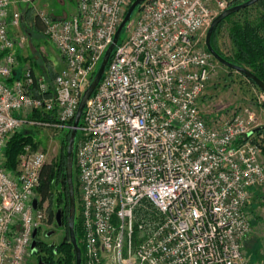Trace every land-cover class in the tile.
<instances>
[{"label": "built area", "instance_id": "2783aa9c", "mask_svg": "<svg viewBox=\"0 0 264 264\" xmlns=\"http://www.w3.org/2000/svg\"><path fill=\"white\" fill-rule=\"evenodd\" d=\"M27 1L0 0V264H26L32 253L47 162L25 147L7 170L6 139L25 124L70 131L131 2L77 0L68 17L37 14L62 62L48 79L14 51L15 5ZM225 8L224 0H145L126 24L76 128L81 264H255L244 241L250 191L264 183L261 135L251 114L217 110L206 120L200 109L213 66L200 35Z\"/></svg>", "mask_w": 264, "mask_h": 264}, {"label": "rangeland", "instance_id": "374dc122", "mask_svg": "<svg viewBox=\"0 0 264 264\" xmlns=\"http://www.w3.org/2000/svg\"><path fill=\"white\" fill-rule=\"evenodd\" d=\"M225 7L227 8L226 2ZM15 9L20 15L19 25L17 27L10 28L11 38L15 43V54L22 62H28V64L32 65L38 75L45 77L54 76V74L61 68L60 56L54 45L42 34V25L40 24V29L34 25V19L39 13H43L48 16L53 15L68 17L77 9V0H28L27 2H18L15 5ZM137 9L138 8L132 12L131 18H136ZM255 16L256 10L250 9L248 12H242L241 14L234 16L233 19L243 21L245 19H253ZM229 25V21L224 22V24L219 28L216 36V45L226 56H230L233 53L228 33ZM130 27L131 25H129V29ZM208 27L209 26H207L205 30H202L200 35L203 41ZM125 35L126 34L123 29L120 33L119 39L122 40ZM21 36L26 38L23 47L18 46V41ZM212 64L213 66L210 72L209 80L207 81L204 94L200 99V109L205 119L211 120L214 116H216V114L213 113L217 110L222 115L225 111L228 113V111L231 112L232 110H237L238 113L244 115L251 114L254 117V125L257 128L263 127L260 134L261 137L259 138L260 147L263 148V93L241 73L228 69L226 66L218 63L214 58L212 60ZM25 118H34L33 113H27ZM20 132L30 135L32 141L35 143V146L26 144L21 153L17 156V159L23 155L24 149L27 147L32 151L38 150L43 152L47 162H54L56 160L61 145V139L65 130L57 128L53 125L41 126L36 124H25ZM77 138L78 135L75 140H77ZM260 152L261 162L264 166V152L262 150ZM75 175V221L79 224V191L77 185V175ZM255 190L257 193L254 192L251 196H249L246 203V207L253 213L254 219H252V231L244 242V249L251 262L255 264H264V183ZM55 196L56 194L54 193L50 198L42 203V208L44 209V220L41 223L39 235L36 237V240H40L42 243L46 244H58L65 238H68V232L66 229L67 218L64 219L62 215L63 221L61 227H57L54 220V214L59 205ZM50 213L53 215L52 222H48ZM80 240L79 242L81 246ZM38 255L42 256V254L36 255L35 251H33L28 256L26 264H37Z\"/></svg>", "mask_w": 264, "mask_h": 264}, {"label": "trees", "instance_id": "16d2710c", "mask_svg": "<svg viewBox=\"0 0 264 264\" xmlns=\"http://www.w3.org/2000/svg\"><path fill=\"white\" fill-rule=\"evenodd\" d=\"M132 1L133 0H131V2ZM224 1L227 3V7H230L247 0ZM250 9L256 10V16L253 17V19H245L243 21H240L239 19H233L234 16L241 14L242 12H248ZM226 21L230 22L228 33L233 48V53L230 56L224 55L216 45L217 32ZM40 24L41 23L38 20V17L35 16L34 25L40 29ZM210 43L213 49L225 60L235 65L245 67L264 83V0H258L253 5L224 18L214 28ZM52 77L53 76L47 78L51 79ZM251 83L255 85L253 82ZM33 117L39 119L45 118L39 113H33ZM262 128L263 127L257 128V135L261 134ZM68 133V131H65L62 136L60 143L61 145L56 160L54 162H46L42 166L39 172V186L37 188V196L39 198L40 206L54 193L56 194L55 198L57 203H59L58 208L62 209L64 219L68 217V191L65 178L66 144ZM26 144L35 146L31 136L28 134L17 131L8 136L2 152L4 166L7 170L13 171L15 169L18 162L17 156L21 153L23 147ZM261 150L264 152V147L261 148ZM75 174L76 173L74 169V181ZM52 221L53 215L50 213L48 222ZM74 232L76 241L80 246L79 240L81 239V227L80 223L77 224L76 221H74ZM35 249V253L42 254V256H40L42 264H75V254L68 238H65L58 244H46L36 241ZM80 249L82 250L81 246Z\"/></svg>", "mask_w": 264, "mask_h": 264}, {"label": "water", "instance_id": "95a60500", "mask_svg": "<svg viewBox=\"0 0 264 264\" xmlns=\"http://www.w3.org/2000/svg\"><path fill=\"white\" fill-rule=\"evenodd\" d=\"M145 0H133L130 5L128 6L124 17L122 21L120 22L119 26L117 27L113 38L112 42L108 45L106 48L100 64L98 66L97 71L94 73L90 83L88 86L84 89L82 96L80 98L75 116L72 121V128L70 129L68 133V139H67V144H66V163H65V178H66V187L68 191V219H67V229H68V238L69 242L71 243L73 247V251L75 254V264H81V249L76 241L75 237V232H74V221H75V216H76V206H75V194H74V180H73V171H74V142H75V137H76V128L78 126L80 117L82 115L83 109L93 92V90L96 88L100 78L103 75L106 63L112 53V50L115 46V44L119 40V36L121 31L125 28L126 24L128 21L131 19V14L132 12L138 8ZM258 0H247L244 1L240 4L230 6L222 10L218 15H216L213 20L211 21L206 34H205V39H204V44L206 47V50L210 53V55L220 64L226 66L227 68H230L232 70H235L242 75H244L247 79H249L251 82H253L258 89L263 93L264 95V83L261 81L258 77H256L253 73H251L248 69L245 67L235 65L227 60H225L220 54H218L213 47L211 46L210 39L212 32L216 25H218L224 18L227 16L238 12L246 7H249L256 3ZM32 205L34 208H37L38 202L37 199H33ZM54 220L56 223L57 227L62 226V209L58 208L54 214ZM36 230L33 231L32 237L33 240L30 245V250L31 252L35 251V246H36ZM37 264H42V261L39 260Z\"/></svg>", "mask_w": 264, "mask_h": 264}, {"label": "crops", "instance_id": "0c3cea01", "mask_svg": "<svg viewBox=\"0 0 264 264\" xmlns=\"http://www.w3.org/2000/svg\"><path fill=\"white\" fill-rule=\"evenodd\" d=\"M75 12H76V10H75ZM75 12H74V13H75ZM72 14H73V13H72ZM72 14H71V15H72ZM69 16H70V15H69ZM51 17H52V18H64V17H67V16H62V17L60 16V17H59V16H53V15H52ZM60 64H61V66H62V62H61V61H60ZM261 185H262V184H261ZM261 185H258V186L253 187V188L251 189V191H250V196H251L254 192L257 193V191H256L255 189H258ZM254 190H255V191H254ZM246 209H247V210L250 212V214L252 215V219H254V217H253V213H252L247 207H246ZM249 235H250V234H249ZM249 235H248V236H249ZM248 236H247V237H248ZM247 237H246V238H247ZM245 240H246V239H245ZM244 242H245V241H244Z\"/></svg>", "mask_w": 264, "mask_h": 264}, {"label": "flooded vegetation", "instance_id": "af4514ba", "mask_svg": "<svg viewBox=\"0 0 264 264\" xmlns=\"http://www.w3.org/2000/svg\"><path fill=\"white\" fill-rule=\"evenodd\" d=\"M62 215H63V212H62ZM67 219H68V217H67ZM62 221H63V219H62ZM66 229H67V223H66ZM37 233H36V236H35V240H36V237L39 235V229L36 231ZM67 232H68V229H67ZM68 240H69V238H68ZM37 241V240H36ZM38 241H40V240H38ZM40 242H42V241H40ZM36 247V246H35ZM35 251H36V249H35ZM81 252H82V250H81ZM38 253H36V255H37ZM37 259H38V261L39 260H41V257L38 255V257H37Z\"/></svg>", "mask_w": 264, "mask_h": 264}]
</instances>
